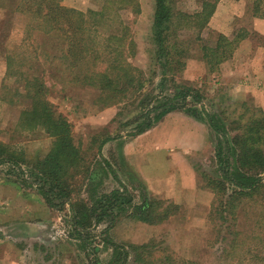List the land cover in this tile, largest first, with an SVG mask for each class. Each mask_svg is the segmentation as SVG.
I'll use <instances>...</instances> for the list:
<instances>
[{"label":"rangeland","instance_id":"obj_1","mask_svg":"<svg viewBox=\"0 0 264 264\" xmlns=\"http://www.w3.org/2000/svg\"><path fill=\"white\" fill-rule=\"evenodd\" d=\"M135 1L138 13L129 7L113 9L116 14L108 13L112 22L108 20L104 28H99L104 29L103 37L115 33L114 24L119 27L122 22L129 28L134 43V56L129 62L137 69L134 75L143 83L142 90L136 83L137 90L131 89L125 96L112 100L109 95L103 99L97 90L71 82L73 76L62 70L63 65L57 66L62 61L53 59L55 52L52 55L51 50L40 46L33 53L31 42L39 45L41 37L33 34L29 41L26 36L29 20L13 14L8 1H0V143L22 151L31 162L49 150L52 139L43 131L18 127L20 112L29 103L23 95L24 79L43 77L49 87L48 100L71 125L84 162L83 173L73 190L74 203L82 201L89 205L96 195L120 189L118 183H121L128 190L132 206L141 205L145 199H155L161 202L158 212L169 203L178 209L156 225L127 215L120 216L113 225L106 220L88 229L91 237L81 243L73 236L68 208L63 211L50 208L36 186L23 183L19 170L0 165V264H109L110 242L125 248L153 244L152 264H181L189 260L199 264L235 262L233 257L221 254L222 240L213 243V224L208 220L215 195L207 186V178L221 177V165L216 160L221 139L204 120L195 119L183 110L178 112L199 127L196 132L190 126L188 135L187 130L176 127L180 120L163 118L140 138L130 134L140 121L137 118L160 96L183 87L199 92L204 109L221 120L229 139L238 133L235 130L238 125H247L252 116H260L259 111L264 113V99H253L260 95L254 91L264 95V84L252 87L249 74L242 76L248 85L234 83L233 77L221 70L222 65L233 61L239 45L246 40L249 60L261 66L264 73V0H169L173 23L169 45L176 43L182 55L176 57L172 51L178 64L174 63L168 71L158 63L152 46L154 1ZM214 1L212 14L202 23L196 15L202 14L205 2ZM237 2L239 5L235 7ZM102 3L103 0H62L64 6L83 13L100 9ZM243 35L245 38L236 43ZM221 36L226 41L218 40ZM103 39L98 38L101 42ZM219 43L220 48L216 49ZM202 47L225 52L227 58L215 63L204 56ZM8 55L21 62L9 75L6 74ZM88 68L89 64L82 65L80 72ZM239 95L242 99H237ZM188 105L200 109L190 100ZM106 136L118 137L102 147L101 155L119 182L96 154L99 142ZM203 141L198 150L188 147ZM181 143L186 147L178 149ZM85 167L93 174L85 176ZM22 170L23 179L31 181L27 168ZM235 218L234 229L244 236L246 246L251 248L256 243L251 235L264 238V229L256 223L259 209L246 204ZM258 255L264 259V242ZM261 263L264 261L257 262Z\"/></svg>","mask_w":264,"mask_h":264},{"label":"trees","instance_id":"obj_2","mask_svg":"<svg viewBox=\"0 0 264 264\" xmlns=\"http://www.w3.org/2000/svg\"><path fill=\"white\" fill-rule=\"evenodd\" d=\"M0 1L1 3L8 1L13 14L21 15L29 20L26 29L29 41L33 34L41 37L42 41L39 45L35 41L31 42L34 48L33 53L40 46L51 50L52 55L55 52L53 59L62 61L57 66L63 65L62 70L73 76V78L70 77L71 82H78L85 87L97 90L99 97L103 99H106L105 95H109L112 97L111 100L127 94L131 89L137 90L136 83L138 89L142 90V81L134 75L137 69L133 68L129 62V59L134 56V43L130 37L129 28L124 27L122 22L119 23V27L114 24L115 33L104 35V37L102 36L104 29L99 30L104 28L108 20L111 21L109 12L116 14L113 9L121 10L129 7L133 13H138L135 0H103L100 9L89 10L87 13L64 6L62 0ZM153 1L152 46L158 63L168 71L174 63L178 64L173 59L172 51H175L176 57H180L182 51L176 43L169 45V33L173 24L169 0ZM214 3L215 1L204 3L202 14L196 15L198 20L202 23L207 20L212 14ZM202 23H200L201 26ZM101 37L105 38L102 42L98 40ZM238 38L235 40L236 43L245 36ZM218 40L226 41L222 36ZM215 48H220V43ZM202 49L205 52L204 56L215 60V63H220L227 58L225 52L209 51L207 47ZM20 63L14 55H8L6 74L14 73V66ZM86 64H89L90 68L80 72V66ZM24 82L23 95L29 103L20 112L18 127L23 130L37 128L50 137L52 143L43 157H37L32 162L26 159L22 151L0 143V165H9L19 170L23 183L36 186L38 193L50 208L59 211L68 208L72 232L76 240L81 243L88 240L91 237L88 229L106 220L113 225L120 216L127 215L137 217L143 223L156 225L167 219L173 210L178 209V206L169 203L164 206L162 212H158L157 208L161 206V202L155 199H145L141 205L132 206L128 190L121 183H118L120 189L96 195V198L93 197L94 199L90 200L89 205L82 201L74 203L73 190L78 177L83 173L84 162L74 142L72 127L62 114L56 112L54 105L48 100L49 87L46 86L43 77H26ZM189 100L197 104L200 109L190 108ZM201 100L199 92L188 87L177 89L173 94L165 93L137 118L140 121L136 123L135 130L130 136H139L149 131L173 111L183 110L195 119L204 120L221 139V145L216 153L217 163L221 165V177L218 180L207 178V186L214 193L216 204H213V210L208 213V220L213 224V243L222 240L221 254L233 257L232 259L235 260L233 264L263 262L264 259L258 255V249L264 242V238L251 235V238L256 241L252 245L256 247L255 250L245 245L244 236L234 227L236 213L248 204L259 209V219L256 223H260V228L264 229V151L262 149L264 147V113L259 111L260 116H252L247 125H238L235 129L238 133L229 139L224 124L218 117L204 109ZM116 138L118 137H104L98 144L96 154L105 163L112 178L119 182L113 169L101 155L102 147ZM23 166L27 168V175L32 178L31 181L23 179L25 176ZM84 171L85 176L93 174L87 167ZM76 194H78L77 191ZM109 244L112 248L109 264H152L153 262L151 261L153 244L131 245L127 248L111 242ZM181 264L199 263L189 260Z\"/></svg>","mask_w":264,"mask_h":264},{"label":"crops","instance_id":"obj_3","mask_svg":"<svg viewBox=\"0 0 264 264\" xmlns=\"http://www.w3.org/2000/svg\"><path fill=\"white\" fill-rule=\"evenodd\" d=\"M237 5L235 7H238L239 3H236ZM241 4V3H240ZM231 7H234V4H231ZM249 43L244 40L241 42V44L239 45V48L233 58V61L229 62V63H225L224 65L221 66V70H223L226 75L233 77V82H241L244 83L243 85H248V81L247 79H242V76L245 74H249L252 77V87H259L260 85L264 84V73L262 72V68L261 66L255 65L254 61L249 60L248 55H249ZM246 57L248 58V60L246 59ZM240 61V63H239ZM234 62V68H231L232 64ZM227 66V67H226ZM248 77V76H247ZM243 85H237L238 87H243ZM245 86L243 88H245ZM239 89V88H238ZM257 94L256 97H252L253 99H264V95L261 94V92L258 91H254ZM237 99H242V97H240ZM173 119L174 120H180V125L176 126L177 128H183L186 133L189 135V131L192 128L194 132H196V128H199L195 123H193L188 117H185L183 115H181V113H179L178 111H173L169 114H167L163 120H168V119ZM173 124V123H172ZM190 126H192L190 128ZM153 129L137 136V138L144 136L146 133L151 132ZM204 141L203 142H197L196 144H192V145H188L189 149L194 148L195 150H198L200 148V146L203 144L204 145ZM178 149H183L184 147H186L185 144L181 143L178 146ZM189 149H184V150H189ZM164 151H166V149H164ZM143 177V176H142ZM147 181V180H146Z\"/></svg>","mask_w":264,"mask_h":264}]
</instances>
